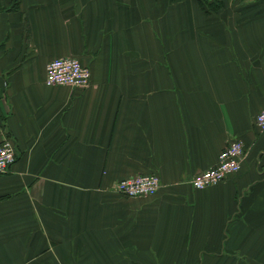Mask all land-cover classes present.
Instances as JSON below:
<instances>
[{
	"label": "crops",
	"instance_id": "obj_1",
	"mask_svg": "<svg viewBox=\"0 0 264 264\" xmlns=\"http://www.w3.org/2000/svg\"><path fill=\"white\" fill-rule=\"evenodd\" d=\"M169 7L0 0V144L18 154L0 264H264V0ZM71 57L90 87H49L47 64ZM235 139L240 171L195 190ZM139 175L159 193L116 191Z\"/></svg>",
	"mask_w": 264,
	"mask_h": 264
},
{
	"label": "built area",
	"instance_id": "obj_2",
	"mask_svg": "<svg viewBox=\"0 0 264 264\" xmlns=\"http://www.w3.org/2000/svg\"><path fill=\"white\" fill-rule=\"evenodd\" d=\"M46 84L49 87L65 86L73 89H87L91 85V71L74 58H57L50 61L46 69ZM257 129L264 133V109L255 119ZM245 144L240 139L228 143L218 158V163L194 177L190 184L195 190H206L218 185L228 177L237 174L245 157ZM17 151L11 139L0 144V177L7 175L16 163ZM161 189L156 175H139L119 182L116 191L129 198L155 196Z\"/></svg>",
	"mask_w": 264,
	"mask_h": 264
},
{
	"label": "trees",
	"instance_id": "obj_3",
	"mask_svg": "<svg viewBox=\"0 0 264 264\" xmlns=\"http://www.w3.org/2000/svg\"><path fill=\"white\" fill-rule=\"evenodd\" d=\"M178 1V0H172ZM199 2L200 8L206 14H215L221 10L225 5V0H197Z\"/></svg>",
	"mask_w": 264,
	"mask_h": 264
},
{
	"label": "rangeland",
	"instance_id": "obj_4",
	"mask_svg": "<svg viewBox=\"0 0 264 264\" xmlns=\"http://www.w3.org/2000/svg\"><path fill=\"white\" fill-rule=\"evenodd\" d=\"M150 2H154V3H156V2H158V1H161V0H149ZM164 1H166V2H168V3H170V6L171 7H169L168 8V11L170 12V13H172L173 11L176 13V12H178V6L179 5H183V3L185 2V5L186 4H189V5H191L192 6V1L193 0H178V1H172V0H164ZM186 10L187 11H189L190 9L189 8H186ZM189 15H192V13H188ZM167 15V14H166ZM195 16V15H194ZM71 58H74V59H76V60H78L79 62H80V64L82 65V66H84V67H87V66H85L78 58H76V57H71ZM48 65V64H47ZM46 69H47V66H46ZM10 139V138H9ZM18 161V154H17V159H16V162ZM12 168V167H11ZM11 168H10V170H11ZM10 170H9V172H10ZM8 172V173H9Z\"/></svg>",
	"mask_w": 264,
	"mask_h": 264
}]
</instances>
